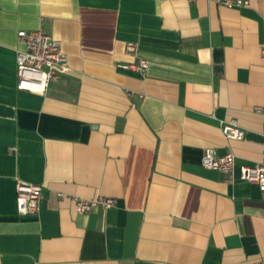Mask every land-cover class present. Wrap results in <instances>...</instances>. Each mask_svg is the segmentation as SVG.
<instances>
[{
    "label": "crops",
    "instance_id": "crops-1",
    "mask_svg": "<svg viewBox=\"0 0 264 264\" xmlns=\"http://www.w3.org/2000/svg\"><path fill=\"white\" fill-rule=\"evenodd\" d=\"M249 1L0 0V264H264V195L239 179L264 162ZM38 29L68 58L44 94L16 88L17 32ZM138 59L145 76L119 67ZM210 148L234 155L232 183L201 165ZM17 181L43 187L36 214L17 212ZM74 197L115 204L81 214Z\"/></svg>",
    "mask_w": 264,
    "mask_h": 264
},
{
    "label": "built area",
    "instance_id": "built-area-1",
    "mask_svg": "<svg viewBox=\"0 0 264 264\" xmlns=\"http://www.w3.org/2000/svg\"><path fill=\"white\" fill-rule=\"evenodd\" d=\"M221 7L239 9L247 7L249 0H214ZM17 41L21 46L16 50V88L21 91H29L44 94L49 84L57 80L68 71L67 55L62 51L59 41L52 39L42 29L35 31L17 32ZM125 51L136 57L137 45L126 43ZM264 59V50L261 51ZM122 70H128L140 76H145L149 62L138 59L136 62L119 66ZM132 92H128L130 96ZM143 95L139 94L141 98ZM258 112L264 108H256ZM222 133L226 139L240 140L243 131L235 121H229L222 125ZM234 155L231 153L220 155L215 149H207L201 158V165L205 169L218 171L224 176L226 183L234 181ZM239 179L255 184L259 192L264 195V162L256 166L244 165L239 168ZM43 199V187L39 184L17 181L16 183V208L19 214H36L39 204ZM78 213L88 214L97 206L105 209L115 204V199L97 197L94 199L72 198ZM160 264V263H153Z\"/></svg>",
    "mask_w": 264,
    "mask_h": 264
}]
</instances>
